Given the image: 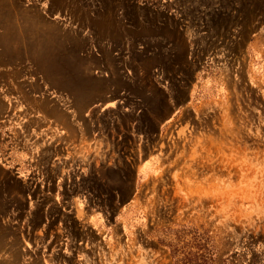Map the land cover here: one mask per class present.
Returning <instances> with one entry per match:
<instances>
[{
	"label": "rangeland",
	"instance_id": "obj_1",
	"mask_svg": "<svg viewBox=\"0 0 264 264\" xmlns=\"http://www.w3.org/2000/svg\"><path fill=\"white\" fill-rule=\"evenodd\" d=\"M0 264H264V0H0Z\"/></svg>",
	"mask_w": 264,
	"mask_h": 264
},
{
	"label": "crops",
	"instance_id": "obj_2",
	"mask_svg": "<svg viewBox=\"0 0 264 264\" xmlns=\"http://www.w3.org/2000/svg\"><path fill=\"white\" fill-rule=\"evenodd\" d=\"M62 73L63 72H61V74ZM72 74L73 75L74 74L79 75V72H74L73 73V71H72ZM88 74L93 75V76L95 75V74H93L91 72H88ZM52 86L55 88V91H57L58 93H61L65 97V99L68 98V96H67L68 92H71V94H69V98L70 99L72 98L70 101L68 99H66V100L61 99L60 101L55 100L56 103L57 102L58 103H63V101H64V104L67 105L68 103L72 104L74 101H76V104L78 106L79 100L78 99L77 100H73V91H76V96L79 94L78 92L80 90H79L78 87H75L73 84L71 86H69V85H66V84H57V83L52 85ZM60 110H61V112H63V113H61L62 115H66V111H64V106H61ZM50 114H52V113L48 112V110H45V115L40 118V122L44 123V125H45L44 132L43 131L42 132L46 136H48V134H50V133H53V134H55V136H58L60 134V130H61L60 128H62V127H65V128L69 127L70 128V126H67L65 123L60 121L59 118H56L55 116H52ZM58 117H60V116H58ZM68 117L71 118V116H68ZM60 118H62V117H60ZM52 121H54V122H52ZM48 125H50L49 128H48ZM61 136H63V135H61Z\"/></svg>",
	"mask_w": 264,
	"mask_h": 264
},
{
	"label": "water",
	"instance_id": "obj_3",
	"mask_svg": "<svg viewBox=\"0 0 264 264\" xmlns=\"http://www.w3.org/2000/svg\"><path fill=\"white\" fill-rule=\"evenodd\" d=\"M169 101V99H168ZM170 102V101H169ZM164 101H161L160 103H156V109H161L163 106H164ZM181 105V102L180 100L177 99V97L175 95H173V103L170 104L171 108L174 109V108H177ZM128 198H126V195L123 196V198L121 199L120 203L121 204H124L126 203L128 200Z\"/></svg>",
	"mask_w": 264,
	"mask_h": 264
},
{
	"label": "bare ground",
	"instance_id": "obj_4",
	"mask_svg": "<svg viewBox=\"0 0 264 264\" xmlns=\"http://www.w3.org/2000/svg\"><path fill=\"white\" fill-rule=\"evenodd\" d=\"M180 93H182V92H179V93L177 94V99H178V100L181 99V94H180Z\"/></svg>",
	"mask_w": 264,
	"mask_h": 264
}]
</instances>
